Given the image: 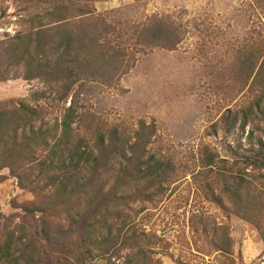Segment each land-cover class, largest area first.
Instances as JSON below:
<instances>
[{
    "label": "trees",
    "instance_id": "16d2710c",
    "mask_svg": "<svg viewBox=\"0 0 264 264\" xmlns=\"http://www.w3.org/2000/svg\"><path fill=\"white\" fill-rule=\"evenodd\" d=\"M12 1L19 30L0 42V83L19 77L38 81L42 89L14 106L0 104V171L9 170L19 188L37 198L36 207L19 208L42 215L43 230L29 240L20 238L6 226L0 208V264H77L70 260L76 252L58 233L51 235L54 226L44 217L58 212L69 216L63 239L77 237L75 249L80 246L84 256L96 253L106 264H114V258L124 259L123 264H158V237L140 229L137 219L147 204L160 203L189 175L203 199L226 218L219 227L197 218L192 228L198 235L211 237L229 258L234 248L229 221L237 218L259 232L264 246L262 139L249 132L247 139L258 147L232 160L204 144L191 156L192 169L154 150V124L108 125L90 103L79 100V87L87 83L114 85L135 65V51L176 50L183 41L180 26L170 18L141 24L132 31L128 50L122 42L129 33L97 14L93 0ZM257 53L252 83L257 95L221 117L226 132L239 120L243 134L252 122H264L260 46ZM250 62L247 57L241 64L247 68Z\"/></svg>",
    "mask_w": 264,
    "mask_h": 264
},
{
    "label": "rangeland",
    "instance_id": "374dc122",
    "mask_svg": "<svg viewBox=\"0 0 264 264\" xmlns=\"http://www.w3.org/2000/svg\"><path fill=\"white\" fill-rule=\"evenodd\" d=\"M91 4L97 14L129 33L122 42L128 50L133 46L129 39L133 29L152 19L170 18L183 33V41L174 51L157 48L146 55L135 51V65L114 85L87 83L79 87V100L90 103L108 125L136 128L140 121L154 124V150L190 164L192 169L191 156L204 144L232 160L258 147L256 141L247 139L249 132L255 140L264 141V122L258 126L252 122L244 134L240 120L230 132L220 123L228 109L236 112L257 95L252 83L258 46L264 52V0H93ZM18 18L12 0L0 1V42L16 34ZM247 57L252 63L246 68L241 63ZM41 89L38 81L19 77L1 82L0 104L14 106ZM37 203L31 192L19 188L9 170L0 171V208L6 226L22 239L29 240L43 230L42 215L25 214L19 208L36 207ZM12 205L17 207L15 211ZM146 208L137 224L146 233L157 235L154 261L158 264H178L179 260L189 264H264L259 232L237 218L229 221L234 242L229 258L216 249L211 237L195 232L192 225L199 217L218 227L226 218L203 199L192 175L172 187L160 203ZM44 217L54 226L51 235L58 233L76 252L72 262L107 263L96 253L84 256L80 246L76 250L77 237L63 239L62 233L70 227L67 213ZM113 263L123 264L124 259L114 258Z\"/></svg>",
    "mask_w": 264,
    "mask_h": 264
}]
</instances>
